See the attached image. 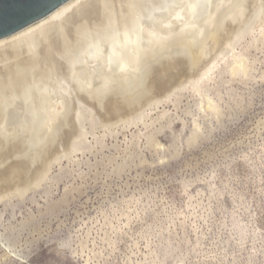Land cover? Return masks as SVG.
Instances as JSON below:
<instances>
[{"label":"rangeland","instance_id":"rangeland-1","mask_svg":"<svg viewBox=\"0 0 264 264\" xmlns=\"http://www.w3.org/2000/svg\"><path fill=\"white\" fill-rule=\"evenodd\" d=\"M233 15L175 88L148 82L117 119L74 95L58 145L9 155L27 169L0 200V264H264V0Z\"/></svg>","mask_w":264,"mask_h":264},{"label":"bare ground","instance_id":"bare-ground-1","mask_svg":"<svg viewBox=\"0 0 264 264\" xmlns=\"http://www.w3.org/2000/svg\"><path fill=\"white\" fill-rule=\"evenodd\" d=\"M246 1L69 0L1 39L0 167L13 152L44 156L74 123V110H79L74 95L96 104L107 101L117 119L129 109V98L148 82L158 92H166L169 83L175 88L176 77L180 79L191 63L204 60L208 41L219 36L225 22ZM62 62L67 81L37 79L41 67L62 66ZM20 167L0 170V200L12 181L25 183V169Z\"/></svg>","mask_w":264,"mask_h":264},{"label":"water","instance_id":"water-1","mask_svg":"<svg viewBox=\"0 0 264 264\" xmlns=\"http://www.w3.org/2000/svg\"><path fill=\"white\" fill-rule=\"evenodd\" d=\"M69 0H0V40L44 18Z\"/></svg>","mask_w":264,"mask_h":264},{"label":"snow or ice","instance_id":"snow-or-ice-1","mask_svg":"<svg viewBox=\"0 0 264 264\" xmlns=\"http://www.w3.org/2000/svg\"><path fill=\"white\" fill-rule=\"evenodd\" d=\"M83 7L87 8V7H88V5H87V4H85V5H83ZM32 243H33V246H34V247H38V246H39V244H40V241H39V240H36V241H33Z\"/></svg>","mask_w":264,"mask_h":264}]
</instances>
